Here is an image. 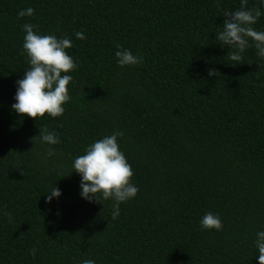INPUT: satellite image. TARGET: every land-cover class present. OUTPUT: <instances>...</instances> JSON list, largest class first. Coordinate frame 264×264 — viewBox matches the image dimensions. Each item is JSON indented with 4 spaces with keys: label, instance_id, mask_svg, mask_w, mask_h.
I'll return each instance as SVG.
<instances>
[{
    "label": "trees",
    "instance_id": "trees-1",
    "mask_svg": "<svg viewBox=\"0 0 264 264\" xmlns=\"http://www.w3.org/2000/svg\"><path fill=\"white\" fill-rule=\"evenodd\" d=\"M29 7L34 15L18 18ZM240 7L241 0H0V264H259L264 58L248 47L237 64L217 40L224 11ZM256 7L262 15L253 27L264 31V0H248ZM26 23L72 40L66 52L78 67L67 73L70 101L60 117L22 119L11 107L30 68ZM117 45L143 63L121 68ZM45 128L60 143L42 142ZM116 131L139 191L112 219L111 199L81 197L73 162ZM53 187L62 195L48 203ZM208 212L220 216L222 231L201 229Z\"/></svg>",
    "mask_w": 264,
    "mask_h": 264
},
{
    "label": "clouds",
    "instance_id": "clouds-1",
    "mask_svg": "<svg viewBox=\"0 0 264 264\" xmlns=\"http://www.w3.org/2000/svg\"><path fill=\"white\" fill-rule=\"evenodd\" d=\"M248 0H241L238 10H225L223 17V30L217 34L220 45L227 46L230 51L228 58L240 64L242 54L248 47L257 49V55L264 58V31L254 29L258 18L262 15L260 7L247 8ZM219 7V4H217ZM18 18L33 16L34 10L27 8L18 12ZM36 26L26 23L23 25L24 36L23 50L27 54L30 68L24 72L23 79L16 81L17 91L14 97L16 103L11 107L23 119L44 117L45 114L52 118L64 114L63 105L70 101L68 85L73 77L68 75L77 69L73 58L67 54L66 49L72 47V40L66 36L57 38L56 35H39L34 31ZM79 40L86 37L81 32H76ZM115 53L118 65L135 66L143 63V57L133 55L131 51L116 46ZM64 73V75H62ZM214 69L209 70V76H216ZM42 142L48 145L60 143V138L55 132H49L47 128L39 134ZM121 131H116L109 136L97 140L85 149L84 155L78 156L73 162V172L81 177L80 195L89 202H98L111 199L113 201L112 219L120 215V205L137 195L139 189L131 183L134 175L131 165L128 163L124 153L120 150L118 138L122 137ZM36 138V137H35ZM33 138V140L35 139ZM55 153L51 148L48 155ZM23 176V174L21 173ZM47 202L59 198L62 193L57 187L46 194ZM4 216L12 222L11 213L4 211ZM202 230H223V223L218 214L206 213L201 221ZM255 247L258 249L259 264H264V231L256 234ZM37 250L29 249L30 255L35 258ZM82 264H95L94 260L86 259Z\"/></svg>",
    "mask_w": 264,
    "mask_h": 264
}]
</instances>
